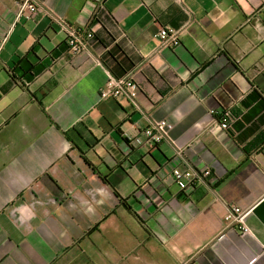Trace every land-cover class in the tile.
<instances>
[{"label": "crops", "instance_id": "1", "mask_svg": "<svg viewBox=\"0 0 264 264\" xmlns=\"http://www.w3.org/2000/svg\"><path fill=\"white\" fill-rule=\"evenodd\" d=\"M0 264H264V0H0Z\"/></svg>", "mask_w": 264, "mask_h": 264}, {"label": "built area", "instance_id": "2", "mask_svg": "<svg viewBox=\"0 0 264 264\" xmlns=\"http://www.w3.org/2000/svg\"><path fill=\"white\" fill-rule=\"evenodd\" d=\"M23 2L25 0H19ZM33 9V7H31ZM83 34L74 33L72 37H69L66 41L68 46L71 48L72 52L79 51L85 44L83 39ZM160 38L162 40L163 46H174L178 43L177 32L169 27H163L160 31ZM128 89L130 91H136L137 87L130 78H116L114 77L107 84V89L101 92V98H116L124 93H127ZM229 122H223L221 125L224 129L229 128ZM172 129V125L165 122H158L148 126L144 130L145 136H147L151 145H156L161 143L164 139L169 138V132ZM173 177L178 185L183 189L191 188L196 180H202L211 175L209 170H205L202 173H195L192 170H173ZM247 212L242 211L238 207H233L226 216V220L229 223L238 225L239 231L241 233H247L249 228L246 227L244 219Z\"/></svg>", "mask_w": 264, "mask_h": 264}, {"label": "trees", "instance_id": "3", "mask_svg": "<svg viewBox=\"0 0 264 264\" xmlns=\"http://www.w3.org/2000/svg\"><path fill=\"white\" fill-rule=\"evenodd\" d=\"M78 32V34H82V32L81 31H77ZM84 37V36H83ZM84 40H85V37L83 38ZM64 45L66 46V48L67 49H69V46H68V44L65 42L64 43ZM220 117H219V121H220V123L222 124L223 122H226V121H229V118L226 116V115H223V114H221V115H219Z\"/></svg>", "mask_w": 264, "mask_h": 264}, {"label": "flooded vegetation", "instance_id": "4", "mask_svg": "<svg viewBox=\"0 0 264 264\" xmlns=\"http://www.w3.org/2000/svg\"><path fill=\"white\" fill-rule=\"evenodd\" d=\"M68 50H69V51H72L70 47H69V49H68Z\"/></svg>", "mask_w": 264, "mask_h": 264}]
</instances>
